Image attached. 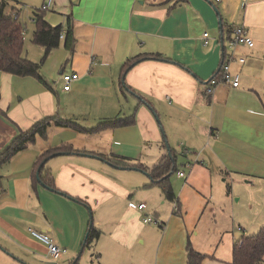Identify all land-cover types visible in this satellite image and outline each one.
<instances>
[{
  "label": "crops",
  "instance_id": "0c3cea01",
  "mask_svg": "<svg viewBox=\"0 0 264 264\" xmlns=\"http://www.w3.org/2000/svg\"><path fill=\"white\" fill-rule=\"evenodd\" d=\"M50 9L58 15L47 21L63 24L64 37L41 67L49 86L0 71V153L47 116L85 128L134 122L95 131L53 122L0 164V264L51 260L31 228L68 249L45 264H82L86 251L89 264H190L189 245L204 255L199 264H233L235 242L264 227V0H54ZM236 25L255 41L229 50L239 86L208 92ZM31 48L26 56L40 61ZM63 72L80 75L69 91ZM63 145L74 152L46 164L58 191L34 184L38 157ZM167 145L176 159L173 200L149 172L104 158L152 167ZM147 214L159 223L145 222ZM91 221L100 236L87 246Z\"/></svg>",
  "mask_w": 264,
  "mask_h": 264
},
{
  "label": "trees",
  "instance_id": "16d2710c",
  "mask_svg": "<svg viewBox=\"0 0 264 264\" xmlns=\"http://www.w3.org/2000/svg\"><path fill=\"white\" fill-rule=\"evenodd\" d=\"M35 12L36 27L33 32L32 42L44 48V54L40 61H34L26 56L24 26L15 17L13 12L6 11V1H0V71L9 72L19 76H33L44 85H48L44 75L41 72L46 58L50 52L59 46L60 34L63 32V24L53 25L47 21L43 14L46 10ZM66 46L72 48L74 44L73 29L69 26L66 35ZM151 56L158 57L159 54ZM136 56L125 63L124 69L127 70L133 63L139 60ZM125 72V71H124ZM56 123L61 126H70L76 130L95 131L105 127H117L128 125L134 122L133 118H114L106 119L94 128H85L75 121L57 117L55 115L44 117L36 121L29 129L21 130L15 139L0 153V164L8 161L17 152L25 149L29 144L35 142L37 136H46L50 124ZM172 152V157L168 154L163 156L152 167H146L140 164L127 163L123 159L114 157H104L114 164H121L128 168L139 169L150 173L152 181L158 182L164 194L170 200L174 199L172 185L168 182V177L176 170V159ZM57 152H74L70 145H63L54 149H48L43 152L36 161V172L34 175V184L40 183L37 178L38 170L43 184L58 191L55 185L54 177L47 168L48 160ZM43 163V164H42ZM117 165V166H121ZM100 236V231L94 224L90 225L89 233L86 237L85 245H91ZM189 263L199 264L204 255L195 251L190 245L188 247ZM264 260V227L256 234L243 236L238 239L234 245L233 264H261Z\"/></svg>",
  "mask_w": 264,
  "mask_h": 264
},
{
  "label": "built area",
  "instance_id": "2783aa9c",
  "mask_svg": "<svg viewBox=\"0 0 264 264\" xmlns=\"http://www.w3.org/2000/svg\"><path fill=\"white\" fill-rule=\"evenodd\" d=\"M148 1H158V0H148ZM54 4V0H44L42 6L40 9L42 10H48L52 7ZM15 17H18L17 14L14 15ZM209 33H204V43L207 45L209 43L208 40ZM60 37H64V32L60 34ZM246 45L248 47H253L255 45L254 39L248 34V30L245 25H236L232 29L231 36L228 40V47H227V54L224 55L225 58L221 64V68L219 70V73L216 77H213L209 81V88L208 92L215 91V88L220 83H225L228 85H231L233 87L239 86L240 83V74L238 72H234L231 68V57L233 55V52L229 51L230 49L234 51L235 47L238 45ZM226 56H228L226 58ZM240 62L245 61V57L241 56L238 58ZM80 75L78 72H63L61 74V79L63 81V88L66 91H69L71 89L72 83L79 79ZM180 176H185L184 171L178 172ZM130 205L132 207H135L141 211H144L147 208V204L145 202L141 203H134L131 202ZM144 221L148 223H159L158 220H156L152 215L147 214L144 217ZM33 236L43 241L47 246V255L51 260H58L60 259L64 254L67 253V247L61 246L55 242V240L48 234L42 231H39L35 228L30 229Z\"/></svg>",
  "mask_w": 264,
  "mask_h": 264
},
{
  "label": "rangeland",
  "instance_id": "374dc122",
  "mask_svg": "<svg viewBox=\"0 0 264 264\" xmlns=\"http://www.w3.org/2000/svg\"><path fill=\"white\" fill-rule=\"evenodd\" d=\"M57 4V3H56ZM13 5L12 3H9L6 6V11L9 12H13V14H17L19 21L22 23V25L24 26V36H25V49L29 50L30 46L34 47L31 48L32 51V55L35 57L39 58L42 56V54L40 53V48L35 45L32 42V36H33V31L36 27V21H35V12H40V8L42 5V0H22V4H18L14 7V9L12 8ZM59 6V4H57ZM57 11V10H56ZM54 11L53 9H50L48 11H44L43 14L45 15V18L48 19L49 15H53L55 17H57V12ZM93 217V215H92ZM94 223V221H93ZM88 252L86 251L84 254V261L82 262V264H89L90 262V258L87 256ZM58 260H45L43 264L45 263H54L57 262ZM81 263V260H80Z\"/></svg>",
  "mask_w": 264,
  "mask_h": 264
},
{
  "label": "water",
  "instance_id": "95a60500",
  "mask_svg": "<svg viewBox=\"0 0 264 264\" xmlns=\"http://www.w3.org/2000/svg\"><path fill=\"white\" fill-rule=\"evenodd\" d=\"M223 50H224V48H223ZM167 147H168V149H169V145H167ZM170 150V149H169ZM62 153H68V152H57V153H55L53 156H56V155H60V154H62ZM77 154H84V155H89V156H95V157H98V156H96V155H93V154H89V153H83V152H76ZM171 157H172V152L171 151H169V153H168ZM52 156V157H53ZM43 164V163H42ZM39 170H38V172H37V178H38V180L40 181V183L42 184V185H44L45 187H47V188H49V189H52V188H50L49 186H47V185H45V184H43L42 183V181H41V179H40V175H39ZM149 174V173H148ZM53 190V189H52ZM91 225L93 224V222L91 221V223H90Z\"/></svg>",
  "mask_w": 264,
  "mask_h": 264
}]
</instances>
